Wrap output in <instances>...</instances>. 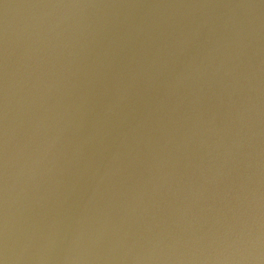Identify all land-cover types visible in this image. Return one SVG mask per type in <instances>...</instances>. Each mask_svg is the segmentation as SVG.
<instances>
[{"label":"water","instance_id":"95a60500","mask_svg":"<svg viewBox=\"0 0 264 264\" xmlns=\"http://www.w3.org/2000/svg\"><path fill=\"white\" fill-rule=\"evenodd\" d=\"M0 264H264V0H0Z\"/></svg>","mask_w":264,"mask_h":264}]
</instances>
